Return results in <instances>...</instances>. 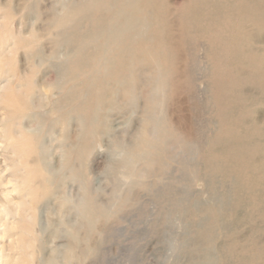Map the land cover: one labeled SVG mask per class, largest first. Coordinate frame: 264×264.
<instances>
[{"label": "rangeland", "instance_id": "rangeland-1", "mask_svg": "<svg viewBox=\"0 0 264 264\" xmlns=\"http://www.w3.org/2000/svg\"><path fill=\"white\" fill-rule=\"evenodd\" d=\"M88 3L0 0V264H264V0Z\"/></svg>", "mask_w": 264, "mask_h": 264}, {"label": "bare ground", "instance_id": "bare-ground-1", "mask_svg": "<svg viewBox=\"0 0 264 264\" xmlns=\"http://www.w3.org/2000/svg\"><path fill=\"white\" fill-rule=\"evenodd\" d=\"M101 1H105V0H89V3H88V6L85 7V9H88L89 11H91V9H93L95 6L96 7H99L97 5H100ZM79 10L80 8H75V9H72L65 17L61 18V20H59V27L62 26L64 28V30L68 31V30H72V28H70V25L74 24L77 20H78V15H79ZM123 19V18H122ZM111 20V19H110ZM185 21V20H184ZM192 23V22H191ZM204 23V22H203ZM186 24V23H185ZM73 26V25H72ZM123 27V26H122ZM119 34H121L123 31L122 30H118L117 31ZM185 51V50H184ZM183 52V51H182ZM88 118V117H87ZM95 122H93L92 126L94 127H91L92 129V132H95L97 130L96 126H95ZM144 135V134H143ZM143 140L144 142L147 144L148 148H152V143L149 142L146 137L144 136L143 137ZM153 148H156V146L154 147L153 145ZM157 148H159V145L157 146ZM35 161V160H34ZM37 165H39L38 169L40 171V173H38V176L40 178V186L44 189V191L48 192V189L51 188V184L48 183V181H46L47 179V175L46 173L43 172L41 166H40V162L37 161L36 162ZM49 179V178H48ZM43 194V193H42ZM182 196V194H181ZM182 199L181 197H179L176 201V206H182L183 202H182ZM17 205V204H16ZM92 216L93 213H92ZM9 225V224H8ZM9 228V227H8Z\"/></svg>", "mask_w": 264, "mask_h": 264}]
</instances>
